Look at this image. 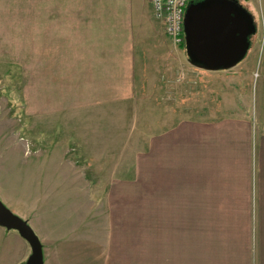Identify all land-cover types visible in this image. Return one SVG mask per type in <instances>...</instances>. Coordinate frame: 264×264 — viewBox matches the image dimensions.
<instances>
[{
    "label": "crops",
    "instance_id": "obj_1",
    "mask_svg": "<svg viewBox=\"0 0 264 264\" xmlns=\"http://www.w3.org/2000/svg\"><path fill=\"white\" fill-rule=\"evenodd\" d=\"M150 18L149 0H31L38 133L52 116L85 117L133 95L160 32ZM250 130L247 119H195L155 131L143 153L144 202L109 206L119 214L105 235L67 230L38 199L30 215L15 211L40 239L43 264H264V132ZM29 253L0 226V264Z\"/></svg>",
    "mask_w": 264,
    "mask_h": 264
},
{
    "label": "rangeland",
    "instance_id": "obj_2",
    "mask_svg": "<svg viewBox=\"0 0 264 264\" xmlns=\"http://www.w3.org/2000/svg\"><path fill=\"white\" fill-rule=\"evenodd\" d=\"M236 1L251 14L256 31L235 66H195L185 46L174 45L150 18L160 32L133 95L85 117L52 116L39 123L38 133L32 122L31 0H0L3 204L15 214L30 215L38 199L67 230L81 228L99 237L110 227V216L119 214L109 206L143 204V153L155 131L180 120L247 119L251 134L264 132V18L259 0ZM238 133L231 131L233 142Z\"/></svg>",
    "mask_w": 264,
    "mask_h": 264
},
{
    "label": "water",
    "instance_id": "obj_3",
    "mask_svg": "<svg viewBox=\"0 0 264 264\" xmlns=\"http://www.w3.org/2000/svg\"><path fill=\"white\" fill-rule=\"evenodd\" d=\"M256 26L251 14L236 0L190 1L184 13L185 52L192 64L207 70L235 66L246 55ZM0 226L15 230L30 253L20 264H43L40 239L27 220L9 210L0 199Z\"/></svg>",
    "mask_w": 264,
    "mask_h": 264
},
{
    "label": "built area",
    "instance_id": "obj_4",
    "mask_svg": "<svg viewBox=\"0 0 264 264\" xmlns=\"http://www.w3.org/2000/svg\"><path fill=\"white\" fill-rule=\"evenodd\" d=\"M154 18L165 36L176 46L184 43L183 18L189 0H149Z\"/></svg>",
    "mask_w": 264,
    "mask_h": 264
},
{
    "label": "trees",
    "instance_id": "obj_5",
    "mask_svg": "<svg viewBox=\"0 0 264 264\" xmlns=\"http://www.w3.org/2000/svg\"><path fill=\"white\" fill-rule=\"evenodd\" d=\"M182 46H184V43L182 44Z\"/></svg>",
    "mask_w": 264,
    "mask_h": 264
},
{
    "label": "flooded vegetation",
    "instance_id": "obj_6",
    "mask_svg": "<svg viewBox=\"0 0 264 264\" xmlns=\"http://www.w3.org/2000/svg\"><path fill=\"white\" fill-rule=\"evenodd\" d=\"M197 1V0H196Z\"/></svg>",
    "mask_w": 264,
    "mask_h": 264
}]
</instances>
